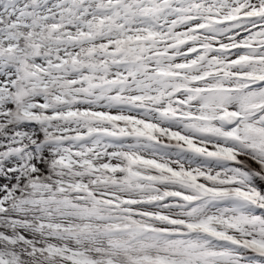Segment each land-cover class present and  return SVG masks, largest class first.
<instances>
[{
    "label": "snow or ice",
    "instance_id": "snow-or-ice-1",
    "mask_svg": "<svg viewBox=\"0 0 264 264\" xmlns=\"http://www.w3.org/2000/svg\"><path fill=\"white\" fill-rule=\"evenodd\" d=\"M0 264H264V0H0Z\"/></svg>",
    "mask_w": 264,
    "mask_h": 264
}]
</instances>
